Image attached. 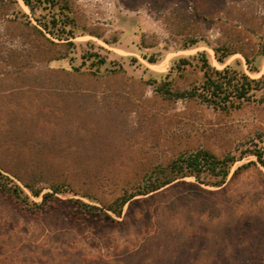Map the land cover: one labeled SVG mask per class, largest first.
Here are the masks:
<instances>
[{"label":"rangeland","instance_id":"rangeland-1","mask_svg":"<svg viewBox=\"0 0 264 264\" xmlns=\"http://www.w3.org/2000/svg\"><path fill=\"white\" fill-rule=\"evenodd\" d=\"M57 4L71 28L60 38L0 0V181L20 189H0V264H264V103L220 110L166 92L201 82V53L259 77L264 0ZM199 148L236 158L218 184L187 175L119 214L83 212Z\"/></svg>","mask_w":264,"mask_h":264},{"label":"trees","instance_id":"trees-1","mask_svg":"<svg viewBox=\"0 0 264 264\" xmlns=\"http://www.w3.org/2000/svg\"><path fill=\"white\" fill-rule=\"evenodd\" d=\"M22 2L33 14V18L39 27L36 25L32 26L38 32L43 33V31H45L59 38L70 34L71 28L67 27L68 17L63 9L66 8L65 5L58 6L57 0H22ZM36 10H38L37 14L35 13ZM26 21L30 22L28 18ZM194 42V39H189L183 47L190 46ZM229 53V51H226L222 47L214 48L216 60L219 62H222ZM263 53L264 45L261 46L257 55H262ZM200 56V68L203 72L201 82L198 85L180 92L169 93V91H166L169 96L197 98L199 101L220 110L238 108L243 102L249 101L264 103V70L259 77H250L244 71L230 65H225L221 69L215 68L210 65L204 53H201ZM148 60L154 61L152 57ZM180 60L183 63L188 62L184 57L180 58ZM245 61L249 70H256L257 67L253 61L248 57H245ZM95 62L96 64H101L104 62V59L98 58ZM255 154L257 160L264 164L261 154L259 152ZM235 159L234 155L230 154L218 157L203 148L187 153H179L166 165H157L151 168L144 175L142 182L136 185L135 189L124 192L122 195L115 198L111 204L98 208L97 211L84 209L83 212L90 216H98L102 213L103 209H109L119 214L122 206L126 202L131 201L135 195H142L155 191L171 183L174 179L187 175H193L197 180H200L202 175L207 174L218 178L219 180L216 181V184H218V182L226 177L229 167ZM253 163L254 161L250 160L242 164L241 167H247ZM180 182L184 183V181ZM0 189L16 198L20 195V189L16 184L6 185L0 181ZM32 192L34 194L38 193L37 191ZM49 194L50 193H44L42 201H47V196ZM32 203L36 204L34 201ZM82 204L84 205V203Z\"/></svg>","mask_w":264,"mask_h":264}]
</instances>
